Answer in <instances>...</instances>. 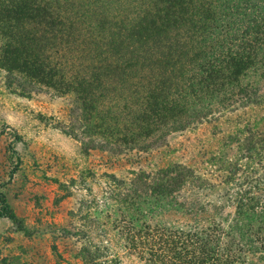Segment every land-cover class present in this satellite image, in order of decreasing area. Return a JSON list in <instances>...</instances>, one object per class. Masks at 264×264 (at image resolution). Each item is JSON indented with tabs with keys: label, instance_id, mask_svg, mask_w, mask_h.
<instances>
[{
	"label": "trees",
	"instance_id": "obj_1",
	"mask_svg": "<svg viewBox=\"0 0 264 264\" xmlns=\"http://www.w3.org/2000/svg\"><path fill=\"white\" fill-rule=\"evenodd\" d=\"M263 69L264 0H0L5 87L66 97L65 133L86 152L145 153L172 133L262 106L264 92L246 79ZM228 140L241 155L217 160L225 203L184 200V232L149 222L182 207L181 190L201 188L191 168L140 170L127 182L106 175V216H122L114 230L128 228L127 243L156 234L165 252L182 241L184 264H264V121ZM8 214L1 198L0 218ZM99 251L81 247L77 256L116 263Z\"/></svg>",
	"mask_w": 264,
	"mask_h": 264
},
{
	"label": "rangeland",
	"instance_id": "obj_2",
	"mask_svg": "<svg viewBox=\"0 0 264 264\" xmlns=\"http://www.w3.org/2000/svg\"><path fill=\"white\" fill-rule=\"evenodd\" d=\"M246 83L263 93L264 69ZM69 108L66 97L8 90L0 71V199L9 210V217L0 218V264H85L77 256L81 247L92 252L99 247L103 255L116 258L115 264H184L182 241L179 248L165 252L156 234H140V241L131 246L128 228L114 230L113 221L122 216H106L107 207L101 203L111 186L106 175L127 182L140 170L151 173L174 164L191 168L204 180L201 188L181 190L182 207L149 222L184 232V200L197 208L225 203L221 182L226 173L217 160L230 162L241 155L228 137L247 123L264 121V105L246 107L217 123L172 133L162 147L112 155L97 149L86 152L65 133ZM94 209L97 215L86 217ZM151 248L157 257L148 251Z\"/></svg>",
	"mask_w": 264,
	"mask_h": 264
}]
</instances>
